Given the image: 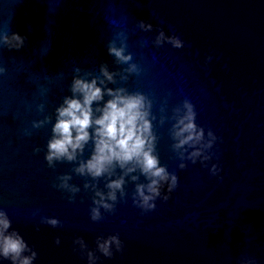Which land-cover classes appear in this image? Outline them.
Returning <instances> with one entry per match:
<instances>
[{
	"label": "water",
	"instance_id": "obj_1",
	"mask_svg": "<svg viewBox=\"0 0 264 264\" xmlns=\"http://www.w3.org/2000/svg\"><path fill=\"white\" fill-rule=\"evenodd\" d=\"M137 19L179 35L184 46L154 47L156 29L142 32ZM121 27L143 71L127 81L117 78V86L152 99L157 151L177 173L178 186L172 198L157 199V207L141 215L129 195L135 182L128 181L123 201L111 213L101 209L102 219L94 222L88 215L92 193L83 186L91 178L72 172L74 162L46 165L51 124L31 129V135L23 130L68 94L74 67L98 72L101 60L110 69L126 67L106 52ZM0 30L27 36L21 49L0 46V207L35 246L34 264H86L72 251V237L80 235L95 248L97 235L117 232L123 252L101 256L97 264H235L241 253L264 264V0H0ZM40 84L48 88L43 97ZM184 99L194 105L196 122L223 138L213 146L222 181L199 162L177 167L168 117ZM42 101L44 111L38 112ZM36 146L40 152H33ZM61 173L80 188L71 201L51 185ZM96 183L104 190L103 178ZM41 216L57 217L61 225L36 230ZM57 235L59 245L53 242Z\"/></svg>",
	"mask_w": 264,
	"mask_h": 264
},
{
	"label": "clouds",
	"instance_id": "obj_2",
	"mask_svg": "<svg viewBox=\"0 0 264 264\" xmlns=\"http://www.w3.org/2000/svg\"><path fill=\"white\" fill-rule=\"evenodd\" d=\"M135 26L142 32L156 29L151 41L156 48L164 43L176 49L184 46L185 41L179 35L166 34L163 28L148 20L137 19ZM26 40L24 34L0 30V46L7 49H21ZM106 52L113 57L114 64L126 67L110 69L103 60L98 65V72L74 67L68 94L62 96L50 113L41 119H33L31 127L23 130L25 135H31V129L51 124L44 145L46 165L54 168L60 161L74 162L72 172L91 178L90 181L86 179L83 186L92 193L88 215L94 222L102 219L101 209L111 213L118 199L123 201L128 181L135 182L134 190L129 195L132 205L140 209L141 215L154 210L157 199L166 202L172 198L178 186L177 173L169 171L167 165L161 163L157 151L159 136L153 125L156 116L151 110L152 99L140 90L117 86L118 79L127 81L129 75L143 71L127 50L126 28L121 27L113 33V38L106 43ZM212 58L210 54L206 55L205 65ZM4 72L5 67L0 65V74ZM57 76L62 77L63 73H57ZM38 87L43 97L48 88L45 84ZM36 109L38 112L44 111L43 101L36 105ZM172 111V116L168 117L173 121L168 134L172 141L170 148L179 159L177 167L184 169L185 161L192 164L199 162L202 168H207L209 175L222 181L219 152L213 146L223 138L217 136L211 127L206 131L196 122L197 113L190 100L184 99ZM164 120L165 117L161 115L159 123L162 124ZM40 151V146L33 148V152ZM86 151L87 156L84 155ZM141 176L143 181H140ZM98 178H103L104 190L97 187ZM70 179L69 173H61L51 181L53 188L68 193L69 201L80 191L77 185L69 183ZM40 224L55 228L61 225V221L54 216H41L39 224L34 225L36 230H39ZM53 242L59 245L60 236L54 237ZM72 245V251L85 259L86 264H97L101 256L112 258L114 253H122L124 249L118 232L97 235L95 248H89L80 235L72 237ZM37 255L35 246L12 227L7 211L0 207V264L4 261L10 264H34ZM235 264H258V261L254 256L241 253Z\"/></svg>",
	"mask_w": 264,
	"mask_h": 264
}]
</instances>
